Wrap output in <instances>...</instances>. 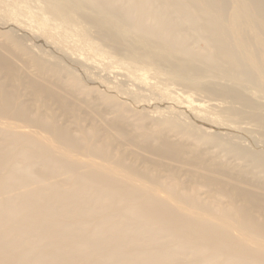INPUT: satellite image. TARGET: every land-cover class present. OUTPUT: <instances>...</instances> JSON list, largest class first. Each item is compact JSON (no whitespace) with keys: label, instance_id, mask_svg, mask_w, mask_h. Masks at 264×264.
I'll return each instance as SVG.
<instances>
[{"label":"bare ground","instance_id":"1","mask_svg":"<svg viewBox=\"0 0 264 264\" xmlns=\"http://www.w3.org/2000/svg\"><path fill=\"white\" fill-rule=\"evenodd\" d=\"M69 7L115 54L136 58L122 63L127 68L155 62L189 86L173 91L196 119L264 133V0L56 5ZM10 45L0 41V264H264V155L223 130L148 117L110 96L96 109L90 91L78 101L45 77H60L53 63L32 55L37 71L29 74ZM23 86L67 115L84 102L87 123L75 117L72 129L54 111L34 116L17 100Z\"/></svg>","mask_w":264,"mask_h":264},{"label":"rangeland","instance_id":"2","mask_svg":"<svg viewBox=\"0 0 264 264\" xmlns=\"http://www.w3.org/2000/svg\"><path fill=\"white\" fill-rule=\"evenodd\" d=\"M60 1L0 0V41L8 42L9 45L11 42L10 46H12L14 53L19 55L18 62L25 61L26 71L28 70L29 74H35L37 71L31 58L33 55L38 60L49 64L53 63L51 66L55 70L60 69L59 78L53 72L46 74L45 77H48L52 84L54 83L59 88L62 87L67 91L76 93L75 99L77 98L76 100L78 101L85 98L84 96L88 94L86 96L87 99L93 100L91 105L94 104L96 109H104L103 99L106 96H110L134 112H145L148 117L176 116L184 122H195L209 128L207 132L223 130L228 132L229 135L220 134V136H225L231 141L234 139L232 142L235 141V143L240 144L251 152L254 151L258 155H264V152L261 153V148H264V133L262 131L252 129L251 125H245L244 123L243 125L241 124L242 127H235L230 124V126L218 125L217 123L215 125L210 120L202 122L200 119H196L192 114L191 106L180 99L173 91L175 86L183 87V89L187 90L190 89L189 86L179 84L172 73L155 62L148 63L149 66H144L142 70L127 68L123 64L136 58L133 56L130 58L120 53L115 54V48L108 42H106V45L104 40L102 41L100 38L99 40L96 28L85 18L81 17L77 10L69 7L66 10L70 12L63 13L56 9V5L60 4ZM14 23H19L21 30L26 33L13 30L11 26ZM196 47L203 49L205 42L203 40L197 41ZM57 66L58 68L56 69ZM136 66L142 67L138 63H136ZM0 74L3 75L4 73L0 71ZM11 74L12 72L10 71L7 78ZM11 81L14 83L16 78L11 79ZM75 83H77V87L72 88ZM80 87L83 90H78V92L76 88L80 89ZM17 93V100L24 102L27 108L30 109L28 112H32L34 116L42 114L48 116L54 111L55 118L60 123L69 124L72 129L75 128L73 124L75 117L80 119L83 124L87 123V119L84 118L83 114L85 109L89 107L84 102H79L81 105L77 106V114L74 115L69 112L67 115L65 106H57L52 98L45 96L42 92H36L31 87H18ZM35 113L38 114L35 115ZM18 116H22L24 119L28 118L27 115L23 114H16L14 118ZM14 118L5 119L16 121ZM0 119L4 120V118ZM18 123L21 124V122ZM208 123L213 125L209 126ZM32 127V129L44 133L38 127ZM221 157L224 158L223 155ZM227 159L228 162L231 160L232 164L245 166V161L242 159L233 160V157H225L223 160ZM136 163L144 168L151 166L149 162L142 160H136ZM151 167L156 168L155 165ZM157 169H160L159 172L162 174L165 172L164 167ZM186 177L181 176V181L188 180L189 176ZM200 196L202 198L206 196L204 191H200Z\"/></svg>","mask_w":264,"mask_h":264}]
</instances>
